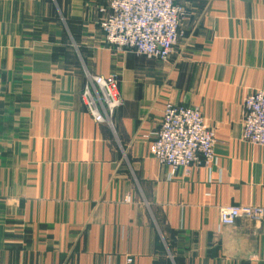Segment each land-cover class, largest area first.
<instances>
[{
  "label": "crops",
  "instance_id": "crops-1",
  "mask_svg": "<svg viewBox=\"0 0 264 264\" xmlns=\"http://www.w3.org/2000/svg\"><path fill=\"white\" fill-rule=\"evenodd\" d=\"M101 0H0V264H264V146L242 139L264 88V0H188L168 61L108 46ZM87 73L119 76L98 123ZM167 103L197 106L217 161L189 174L152 154ZM128 259H131L128 261Z\"/></svg>",
  "mask_w": 264,
  "mask_h": 264
},
{
  "label": "built area",
  "instance_id": "built-area-1",
  "mask_svg": "<svg viewBox=\"0 0 264 264\" xmlns=\"http://www.w3.org/2000/svg\"><path fill=\"white\" fill-rule=\"evenodd\" d=\"M101 1L106 7H100L104 13L100 27L108 44L163 62L170 58L181 35L186 0ZM118 84L116 75L87 73L81 98L96 122H112L116 109L122 104ZM152 136V154L159 162L169 165L171 175L178 168L189 174L194 164H204L210 169L217 161L215 132L206 124L197 106L167 103L162 123ZM242 138L264 146V89L248 94L244 100ZM218 211L222 226L233 225L240 217L257 222L264 216V208L256 205H225Z\"/></svg>",
  "mask_w": 264,
  "mask_h": 264
},
{
  "label": "rangeland",
  "instance_id": "rangeland-1",
  "mask_svg": "<svg viewBox=\"0 0 264 264\" xmlns=\"http://www.w3.org/2000/svg\"><path fill=\"white\" fill-rule=\"evenodd\" d=\"M187 1L188 0H186V3H185V10H186V16H187V9H186V5H187ZM103 2V1H102ZM185 16V17H186ZM102 20V19H101ZM100 20V21H101ZM101 28V27H100ZM102 30V29H101ZM103 34H104V32H103ZM104 37H105V34H104ZM179 38H180V36H179ZM179 38H178V41H179ZM105 41H106V37H105ZM178 41H177V43H178ZM106 43L108 44V42L106 41ZM177 43L175 44V46L173 47V51H172V53H174V51H175V48H176V46H177ZM108 46L109 47H111L112 49H115L116 51H121V52H133V53H136L134 50H131V49H122V50H118V49H116V48H114L113 46H111L110 44H108ZM171 53V54H172ZM137 54V53H136ZM137 55H139V54H137ZM170 57H171V55H170ZM169 60V59H168ZM167 60V61H168ZM100 75V74H99ZM112 75H116V73L115 74H112ZM117 77H118V79H119V76L118 75H116ZM119 85V84H118ZM264 88H262V89H257V90H263ZM257 90H255V91H257ZM255 91H252V92H250V93H248V94H251V93H253V92H255ZM119 92V91H118ZM247 94V95H248ZM246 95V96H247ZM246 96L244 97V99H243V105H242V107H243V111H244V100H245V98H246ZM206 122V121H205ZM206 124L215 132V128L213 127V126H211L208 122H206ZM216 133V132H215ZM242 133H243V120H242ZM149 135H152V133H150ZM216 137V136H215ZM243 139V138H242ZM153 141V140H152ZM215 146H216V141H215ZM214 150H215V148H214ZM215 156H216V159H217V155H216V152H215ZM169 166V165H168ZM211 167H212V165H210ZM171 169V168H170Z\"/></svg>",
  "mask_w": 264,
  "mask_h": 264
}]
</instances>
